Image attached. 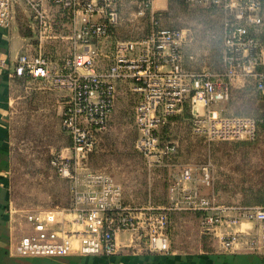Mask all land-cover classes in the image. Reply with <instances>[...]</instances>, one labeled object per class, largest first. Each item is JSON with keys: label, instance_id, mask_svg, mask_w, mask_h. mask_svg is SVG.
I'll return each mask as SVG.
<instances>
[{"label": "built area", "instance_id": "2783aa9c", "mask_svg": "<svg viewBox=\"0 0 264 264\" xmlns=\"http://www.w3.org/2000/svg\"><path fill=\"white\" fill-rule=\"evenodd\" d=\"M136 16L149 17L150 29L143 38L116 40L115 30L121 18L116 0H46L69 16L74 25L72 41L81 49L63 61L61 68L53 66L42 51L43 42L51 38V22L40 2L30 1L37 20L39 47L36 54L20 55L13 68V78L29 77L53 84L66 93L61 129L71 143L72 157L57 156L51 168L69 183L71 210L74 216L69 230L56 228L58 215L49 211L30 213L26 222L31 232L20 238L15 253L21 257H64L71 253L82 256H111L116 252V235L128 231L147 238L149 250L168 253L165 235L167 215L148 210L133 213L122 204L120 186L103 174L88 173L80 187L78 168L95 148L98 137L105 132L114 111L117 83L131 79L134 91L141 95L134 110V124L138 131L137 152L148 162L159 163L173 155L175 146L163 145L158 129L169 123V118L189 108L192 132L207 142L253 141L257 123L252 118L225 117L214 107L229 100L231 84L215 79L208 73L187 72L183 67L185 31L160 27L156 7L159 0H132ZM192 8H214L222 14L234 12L233 20L222 21V62L227 78L236 75L252 76L256 91L264 95V73L256 72L261 63L260 46L249 35L247 26H260V0H186ZM12 0H0V28L8 29ZM109 42L114 49L111 64L101 66V46ZM0 58V69L6 67ZM181 179L191 181V169L185 168ZM202 183L209 185L205 173ZM185 200L199 211L213 210L208 199L197 192L186 190ZM248 220L258 222L263 231L264 209L245 213ZM232 223H236L232 222ZM221 217L206 214L201 226L206 230L221 225ZM222 239L225 251H232L245 237L233 233ZM247 244H255L247 240Z\"/></svg>", "mask_w": 264, "mask_h": 264}, {"label": "rangeland", "instance_id": "374dc122", "mask_svg": "<svg viewBox=\"0 0 264 264\" xmlns=\"http://www.w3.org/2000/svg\"><path fill=\"white\" fill-rule=\"evenodd\" d=\"M30 1L22 0L27 10H31ZM116 1L121 18L115 30L116 40H137L147 35L149 17L138 18L132 0ZM156 7L160 9V27L185 31L183 55L186 69L208 73L231 84L229 100L214 105L220 114L259 118L264 113V95L256 91L255 78L236 75L229 79L224 76L222 21L226 18L233 20L234 12L222 14L214 8H192L186 0H159ZM55 10L54 15L47 16L53 32L57 31V35L69 33L70 38L67 41L60 38L49 40L43 43L42 51L53 66L61 68L63 61L81 47L71 39L74 32L71 18L66 14L68 20L61 17L60 8ZM101 47L104 53L101 66L107 68L112 61L114 46L105 42ZM263 50L264 44L260 47V55ZM261 65L264 67L263 63ZM12 79L8 176L13 216L23 228L30 213L52 211L69 223L74 218L69 183L50 166V161L57 156L72 157L70 140L61 129L66 93L50 83ZM134 87L131 79L117 83L114 111L108 127L100 134L96 148L79 163L80 187L84 185L86 174H103L120 186L122 204L133 213L145 214L148 210L165 213L169 254H262L263 231L258 222L248 220L245 213L251 209H264V205L256 203L257 198L264 196V133L257 130L253 141L207 142L192 132L189 108L184 106L180 115L172 116L167 125L158 129L163 145L175 146L174 154L165 156L159 163L154 158L148 162L135 148L138 131L134 124V110L141 95L134 91ZM185 168L192 172L191 181L186 183L181 179ZM205 173L209 175L208 186L202 183ZM184 189L208 199L213 210L204 212L194 208L185 200ZM205 214L221 217L222 224L211 230L204 229L201 218ZM233 233L245 239L232 251H225L221 238ZM249 239L255 244H247Z\"/></svg>", "mask_w": 264, "mask_h": 264}, {"label": "crops", "instance_id": "0c3cea01", "mask_svg": "<svg viewBox=\"0 0 264 264\" xmlns=\"http://www.w3.org/2000/svg\"><path fill=\"white\" fill-rule=\"evenodd\" d=\"M32 1L40 2L42 10L47 16L50 13L54 15L56 8L58 10V7H53L46 0ZM57 14L55 17H58ZM64 14L63 11L60 12L61 17L65 16ZM10 15V28L6 30L0 28V58H4L7 62L6 67L0 69V264H264V252L262 254L230 252L229 254L210 255H192L177 252L170 254L153 253L146 244L145 236L134 232H120L116 235V252L111 256H82L78 253H71L64 257L18 256L15 253V246L21 237L31 232V229L28 224H25L23 228L14 218L11 209L10 180L8 176L10 161L8 114L15 62L22 54H36L39 41L37 37V20L33 11L27 10L22 0H12ZM66 19L68 20L67 17ZM68 29L67 31H69ZM68 34L57 35V31L53 32L52 28L51 38L43 43L45 44L49 40L55 41L58 38L67 41L70 38ZM34 44L35 48H33ZM260 60L264 64V50L261 52ZM183 67L187 72L197 73L194 70L186 69L185 55ZM58 223L56 225L57 229L69 230L71 227L62 218H58Z\"/></svg>", "mask_w": 264, "mask_h": 264}, {"label": "trees", "instance_id": "16d2710c", "mask_svg": "<svg viewBox=\"0 0 264 264\" xmlns=\"http://www.w3.org/2000/svg\"><path fill=\"white\" fill-rule=\"evenodd\" d=\"M261 3V10H260V17L262 19V24L260 26H247L248 27V32L250 31L249 35L254 37V39L258 42L259 46L261 47L264 44V18H263V0H260ZM252 30L256 33H253ZM261 67V68H260ZM260 69H264L263 65L261 63L255 68L256 72L264 73V71H261ZM17 79H30L29 77H22V78H17ZM172 119V118H171ZM257 123V130L260 132L264 133V113L257 118L256 120ZM257 204H262L264 205V196H260L256 200Z\"/></svg>", "mask_w": 264, "mask_h": 264}]
</instances>
